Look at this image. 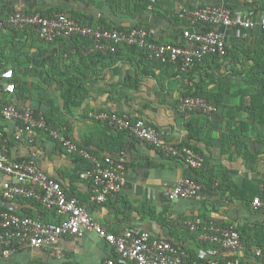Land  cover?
Masks as SVG:
<instances>
[{"label":"crops","instance_id":"obj_1","mask_svg":"<svg viewBox=\"0 0 264 264\" xmlns=\"http://www.w3.org/2000/svg\"><path fill=\"white\" fill-rule=\"evenodd\" d=\"M209 5L225 6L255 25L218 27L226 56H206L188 72L152 67L125 50L108 55L86 42L59 39L47 44L29 31L10 36L6 27L0 32V71L11 69L15 83V93L0 90V100L46 116L98 159L109 156L123 162L125 183L116 197L91 203V182L78 177L83 164L77 155L38 130L32 142L16 140L13 124L0 115V145L9 157L21 161L35 154L39 168L60 183L66 195L86 203L92 219L107 231H146L180 246L191 258L208 250L186 227L194 218L219 227L247 228L248 240L255 236L254 225H264V214L251 205L264 182V30L259 25L264 0H0V20L16 11L64 14L124 31L143 29L153 43L179 44L188 33L210 29L191 23L183 13ZM195 95L217 104L218 110H181L180 100ZM101 112L128 113L160 132L163 140L192 146L204 158L202 169L192 171L180 159L95 119ZM185 176L199 179L200 200H167L164 192ZM5 180L0 172V210L59 222L36 201H6L1 195ZM243 244L231 257L241 264H264L253 257L256 246ZM56 247L62 250L60 258L49 250L20 248L0 258V264H104L115 258L94 233L62 237Z\"/></svg>","mask_w":264,"mask_h":264},{"label":"built area","instance_id":"obj_2","mask_svg":"<svg viewBox=\"0 0 264 264\" xmlns=\"http://www.w3.org/2000/svg\"><path fill=\"white\" fill-rule=\"evenodd\" d=\"M152 6L148 5L147 9ZM191 23L210 27L206 32H191L182 43H153L143 29L124 31L107 29L99 25H83L64 14L44 16L40 13L24 14L16 11L0 21V29L13 28L16 31H32L45 42H53L58 37L69 38L75 34L90 38L95 49L116 52L119 46L138 47L149 53V57L162 64H179L184 71L191 70L204 57L226 54V43L218 27H242L252 29L255 23L233 14L225 6H205L184 12ZM264 30V19L259 21ZM14 74L11 69L0 73V90L6 95L15 93ZM183 111L212 114L216 108L200 97H185L180 100ZM0 115L13 124L14 138L33 141L37 130H44L57 141L68 154L77 155L90 161L91 168L78 172V177L91 182V203H104L118 194L125 183V164L112 157L98 159L86 149L78 146L59 128H54L42 114L35 115L30 108L19 107L0 100ZM95 119L119 131H126L138 140L144 141L169 158L180 159L190 170L199 171L204 165L203 156L188 145H178L163 140L162 134L143 119H134L128 113L108 114L101 112ZM0 172L6 176L1 185V195L6 201L24 199L38 202L48 212L54 213L58 223H47L39 218L21 216L9 210H0V258H8L20 248L45 249L57 257L62 256L56 243L62 237L80 238L94 233L112 250L114 259L108 258L104 264H241L233 255L243 250L244 244L234 226L219 227L212 221L194 218L186 223L189 232L195 234L198 242L208 246L196 258H189L182 248L166 239L152 238L146 231L126 228L118 233L107 231L92 219L88 205L79 198H68L64 188L56 180L43 172L35 154L21 161L12 160L4 144L0 145ZM201 183L194 178L182 177L164 192L169 201L201 198ZM251 205L255 211L264 214V182L259 194ZM254 259L264 260V248L256 247ZM262 263V262H261Z\"/></svg>","mask_w":264,"mask_h":264},{"label":"trees","instance_id":"obj_3","mask_svg":"<svg viewBox=\"0 0 264 264\" xmlns=\"http://www.w3.org/2000/svg\"><path fill=\"white\" fill-rule=\"evenodd\" d=\"M41 14V13H40ZM43 15V14H42ZM44 16H47V15H44ZM48 16H51V15H48ZM70 17V16H69ZM72 19H74L75 21H77V22H79V23H81V24H83V25H89V26H93V27H95V26H97V25H94V23H92L91 21H86V20H84V19H82V18H79V19H75V18H73V17H71ZM0 21H3V20H0ZM96 24V23H95ZM98 24H100L99 26H101V27H104V28H107V29H111V28H115V29H120V30H125V29H123V28H120V27H114V26H106V25H103V24H101V23H98ZM6 27H4V28H1L0 29V32L1 31H3V29H5ZM9 30V32H10V36H13L14 34H17L18 32H21V31H16V30H14L13 28H10V29H8ZM133 30V29H132ZM29 32L32 34V35H35L37 38H38V36L35 34V33H33L32 31H30L29 30ZM39 39V38H38ZM59 39H63V40H66V41H73L74 43H82L83 44V42H86L85 43V45H90V44H92V45H94V48H95V43L90 39V38H88V37H83V36H81V35H78V34H75V35H73V36H71V37H69V38H65V37H58V38H56L54 41H57V40H59ZM53 41V42H54ZM45 42V41H44ZM45 43H47V44H51L52 42H45ZM87 46H85V49L87 48ZM121 50H125V51H127V52H129V53H132V54H136L137 56H139L141 59H143V60H145V61H147V62H149L150 64H151V66L152 67H155V68H165V67H176V68H178L181 72L183 71V72H188V71H190V70H188V71H184V70H182V68H181V66L179 65V64H162V63H159V62H157V61H155V60H152V59H150V57H149V53L148 52H146L144 49H142V48H138V47H128V46H119L118 48H117V50H116V52H114V53H111V52H103V51H100V50H97L96 49V51H98V53H104V54H108V55H114V54H118L119 53V51H121ZM226 54H227V49H226ZM226 54H225V56H226ZM209 56H212V57H217V58H219L218 56H215V55H209ZM225 56H223V57H225ZM223 57H220V58H223ZM199 62V61H198ZM198 62H196V64L198 63ZM195 64V65H196ZM6 69H8V68H6ZM6 69H2V71L3 70H6ZM2 71H0V73L2 72ZM190 97H192V96H190ZM194 97H199L198 95H195ZM185 98V97H184ZM215 106H217V104H214ZM214 106V107H215ZM216 108V110H218L217 108L218 107H215ZM35 115H38V114H36L35 113ZM44 116V115H43ZM45 117V119H46V121L48 122V123H50L54 128H59L60 129V127H58L57 125H54L53 124V122L52 121H50L49 119H47L46 118V116H44ZM38 131H41V132H45L44 130H38ZM46 134H47V132H45ZM61 133L64 135V136H66L67 138H68V136L63 132V131H61ZM128 133V132H127ZM48 135V134H47ZM53 141H55V140H53ZM57 144H59L57 141H55ZM60 145V144H59ZM61 146V145H60ZM188 146H190V145H188ZM191 148H192V146H190ZM194 149V148H193ZM194 150H196V149H194ZM75 157H77L78 159H80L79 161L81 162V164H83V167H82V171H84V170H87V169H90L91 168V163H90V161H88V160H85V159H83V158H80V157H78V156H75ZM197 182H199L200 183V181H199V179H197V178H194ZM117 196V194L115 195V197ZM67 197L68 198H71L70 196H68L67 195ZM110 198V197H109ZM254 198V197H253ZM252 198V199H253ZM252 199H251V201H252ZM254 228V231H255V236L254 237H250V239L248 240V235H247V233H246V229L247 228H243V229H241V230H237V232L240 234V237H241V240H243V241H246V243H247V245L249 246V248H251L252 246H256V247H261V248H264V225H262V224H260V225H254L253 226ZM248 228H252V227H249L248 226ZM2 232H3V230L0 228V234H2ZM242 241V242H243ZM189 258H191V257H189ZM192 259V258H191ZM263 263H264V260H263Z\"/></svg>","mask_w":264,"mask_h":264}]
</instances>
